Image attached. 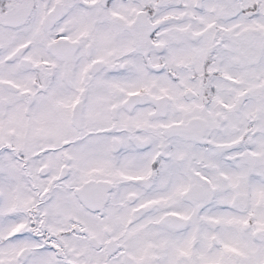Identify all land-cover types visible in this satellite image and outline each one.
Listing matches in <instances>:
<instances>
[{"label": "snow or ice", "instance_id": "1", "mask_svg": "<svg viewBox=\"0 0 264 264\" xmlns=\"http://www.w3.org/2000/svg\"><path fill=\"white\" fill-rule=\"evenodd\" d=\"M0 264H264V0H0Z\"/></svg>", "mask_w": 264, "mask_h": 264}]
</instances>
